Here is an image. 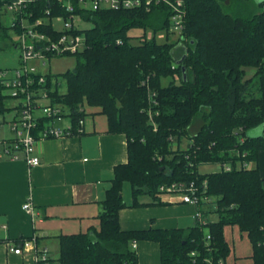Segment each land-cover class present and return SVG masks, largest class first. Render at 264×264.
I'll list each match as a JSON object with an SVG mask.
<instances>
[{
	"label": "trees",
	"instance_id": "obj_1",
	"mask_svg": "<svg viewBox=\"0 0 264 264\" xmlns=\"http://www.w3.org/2000/svg\"><path fill=\"white\" fill-rule=\"evenodd\" d=\"M144 1L129 10L95 11L74 1V13L91 26L80 31L81 50L62 55L74 57L73 68L46 73L52 103L73 121L85 118L88 108L99 109L108 131L125 135L128 154L127 163L114 168L99 228L57 236L58 258H52L57 264H137L131 244L152 241L159 244L161 264H209L207 259L227 260L224 227L236 226L250 243L252 264H264V180L257 167H249L264 149V1L254 11L245 4L249 0H182L179 36L169 28V6L147 7ZM27 7L36 16L44 9L66 20L69 15L57 0H35ZM132 29L150 30L152 37H132ZM0 30L4 39L9 31L18 37L10 24ZM42 30L58 37L49 26ZM159 32L162 42L155 38ZM248 69L254 70L251 77ZM148 89L156 105L150 104ZM10 103L0 91V114ZM182 139L188 140L183 148ZM219 164L230 170L199 172L202 165ZM177 182H194L198 196L208 199L196 207L202 219L211 213L216 220L203 219L191 228L120 229L124 183L137 208L141 195L167 203L159 188Z\"/></svg>",
	"mask_w": 264,
	"mask_h": 264
},
{
	"label": "crops",
	"instance_id": "obj_2",
	"mask_svg": "<svg viewBox=\"0 0 264 264\" xmlns=\"http://www.w3.org/2000/svg\"><path fill=\"white\" fill-rule=\"evenodd\" d=\"M262 64L264 70V61ZM253 73L247 71V77ZM262 125L260 134L264 132ZM35 154L40 158L35 167L22 161L0 162V264H28L27 256L8 250V245L20 246L21 240L34 238L37 247H46L52 255L51 246L58 250L57 236L98 229L101 202L114 168L128 161L125 135L110 133L106 117L97 108L86 110L83 134L40 139L35 143ZM252 167L258 168L264 180V149ZM130 198L118 212L122 231L191 228L197 223L195 205L178 200L158 204L141 195L136 208L131 206V191ZM27 201L32 215L22 209ZM210 216L215 215L210 213L203 219ZM134 251L137 264H161L156 242L138 241ZM236 261L233 255V264Z\"/></svg>",
	"mask_w": 264,
	"mask_h": 264
},
{
	"label": "built area",
	"instance_id": "obj_3",
	"mask_svg": "<svg viewBox=\"0 0 264 264\" xmlns=\"http://www.w3.org/2000/svg\"><path fill=\"white\" fill-rule=\"evenodd\" d=\"M35 0H0V14L9 16V24L18 30L16 44L19 54L17 66L0 69V91L11 101L9 111L12 118L0 123V130L6 126L9 136H0V162L22 161L28 167L40 164V158L35 154V143L40 139L72 137L84 133V117L72 120L59 104L51 101L50 91L53 84L47 85L46 73L41 68L46 61L61 57L66 54H74L83 46L81 27L77 22H82L80 14L74 13V1L77 7L87 11L98 9H130L142 5L141 0H57L59 6L69 13L68 19L60 15L51 16L50 10H43V14L36 16L35 10L28 9V4ZM148 7L151 3L165 2L170 10V31L179 36L182 28V0H145ZM54 21L60 26L55 28ZM50 27L51 32L58 35L57 38L46 34L42 30ZM57 26V25H56ZM144 84V83H143ZM148 97L154 93L148 89ZM151 105H156L153 100ZM79 108L78 112H82ZM150 120L151 114H149ZM61 126V127H60ZM245 166V165H244ZM224 171L230 170L228 164L218 166ZM201 190L205 192V185ZM197 195V196H196ZM158 196L163 201H179L198 207L199 200L208 201L204 195L198 196V187L194 182L172 183L159 188ZM22 209L32 215V205L29 201L22 205ZM197 222L204 224L202 213L197 210ZM20 246L8 245V250L13 254H24L29 258L28 264H57L46 247H37L35 239L21 240ZM136 242L131 244L135 250ZM190 255H195L191 252ZM209 264H226L224 260H206Z\"/></svg>",
	"mask_w": 264,
	"mask_h": 264
},
{
	"label": "rangeland",
	"instance_id": "obj_4",
	"mask_svg": "<svg viewBox=\"0 0 264 264\" xmlns=\"http://www.w3.org/2000/svg\"><path fill=\"white\" fill-rule=\"evenodd\" d=\"M249 5L254 11L258 8L257 6V0H249L248 3H245ZM56 23L55 28L59 30L58 26L60 24L57 21H54ZM0 27H8L9 26V16H1L0 17ZM77 25L81 27L82 29H87L90 28V24L84 23V22H77ZM10 38H3L1 36V30H0V69H7V68H13L17 66V59H18V54L19 50L18 48L14 47L13 44L17 40L16 37L14 36L12 31H9ZM129 35L132 37H141L142 34L146 36L147 39L152 37V32L150 30H142V29H132L129 30L128 32ZM177 36V35H175ZM155 38L158 42H162L164 39V34L162 33H157L155 35ZM74 57L72 56H61L57 58H52L48 61H46V64L41 68V70L45 73H51V74H63L67 70H71L74 66ZM251 69H248L247 71L249 72ZM166 84V81H164ZM64 90V88H63ZM88 110V109H87ZM12 113L11 112H6L4 114H0V123L5 125V122L10 120L12 118ZM193 130V129H192ZM259 130V129H257ZM259 134V133H258ZM257 134V135H258ZM0 136H9L8 129L6 126L2 127L0 130ZM188 143L187 139H182L181 142V147L186 145ZM249 167H252V164L249 165ZM218 167L216 165H202L199 167V172L200 173H209V172H214L217 171ZM130 186L125 183L123 186V192H122V197L123 201L129 203L131 200L130 198ZM207 221H215L216 216H210L209 218L206 219ZM224 236L225 239L229 245V249L231 250V254L229 257V264H233V255L237 256V261L235 264H252L251 262V246L250 243L244 233H241L239 229L236 226H225L224 227ZM53 247V248H52ZM52 251V257L53 258H58V250L56 247L51 246L50 247Z\"/></svg>",
	"mask_w": 264,
	"mask_h": 264
},
{
	"label": "water",
	"instance_id": "obj_5",
	"mask_svg": "<svg viewBox=\"0 0 264 264\" xmlns=\"http://www.w3.org/2000/svg\"><path fill=\"white\" fill-rule=\"evenodd\" d=\"M259 1H264V0H257V2H259Z\"/></svg>",
	"mask_w": 264,
	"mask_h": 264
}]
</instances>
